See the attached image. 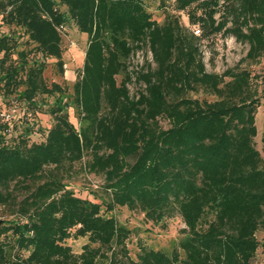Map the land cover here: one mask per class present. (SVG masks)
Returning <instances> with one entry per match:
<instances>
[{"label": "trees", "instance_id": "1", "mask_svg": "<svg viewBox=\"0 0 264 264\" xmlns=\"http://www.w3.org/2000/svg\"><path fill=\"white\" fill-rule=\"evenodd\" d=\"M186 14L201 37L181 24ZM0 21L9 28L0 33L2 101L53 120L39 142L34 124L16 134L0 122V207L20 218L0 228V264H253L264 232L262 104L240 63L264 57V0H0ZM72 23L87 48L69 87L45 73L52 59L64 76ZM219 34L249 46L222 74L207 71L200 45ZM144 47L152 62L131 72ZM132 83L144 88L132 95ZM200 90L216 99L191 97ZM87 153L105 177L101 203L66 184ZM123 207L153 225L180 216L172 253L139 239L133 258L132 230L108 215ZM80 238L88 242L76 254L68 241Z\"/></svg>", "mask_w": 264, "mask_h": 264}, {"label": "rangeland", "instance_id": "2", "mask_svg": "<svg viewBox=\"0 0 264 264\" xmlns=\"http://www.w3.org/2000/svg\"><path fill=\"white\" fill-rule=\"evenodd\" d=\"M159 10H154L153 19H157L160 23L164 20V14ZM180 22L184 27H189L192 32V24L187 17L179 16ZM9 28L3 25L0 21V33H7ZM19 35L22 38V43L28 39L24 35L23 30H18ZM201 51L206 64V69L210 73L222 74L229 68H235L243 59L248 51L249 46L241 44L236 41L234 37H225L222 34L213 35L210 37L202 38ZM64 60H65V74H60L55 60H49V66L45 73L46 78L50 82H58L63 86L72 87L77 78L78 71L83 67L85 51L87 48V35L81 34L76 26L72 23L66 27L64 36ZM152 62V54L147 47L137 54H135L130 61V70H137L136 67H141L145 62ZM154 65V64H153ZM240 69H248L254 77L255 87L258 88L261 96V107L256 117V123L258 127V136L255 139L257 148L262 152L264 156L263 145L261 143L262 134L264 132V57L258 65H248L247 63H240ZM121 76L118 77V81H121ZM130 92L132 95H137L140 89H143V85L137 83L130 84ZM191 97L200 100L207 99L214 101L216 97L207 94V92L200 90L196 93H191ZM54 98H48L47 103L42 105L43 110L49 109L54 103ZM71 120L77 125L78 121L75 117L73 109H70ZM28 114V115H27ZM0 122L10 125V130L16 132V134L23 131L27 124H34V132L31 135L32 141H42V136L38 129L42 127L47 131L52 124V118L44 113L38 112L30 113L26 107L19 104L7 105L5 104L0 95ZM161 124L163 127H169V123L162 119ZM9 134V132H8ZM91 161V154H86L84 160L75 166L68 177L66 184L67 187L77 194L95 200L97 202L106 201L107 196L105 193V177L101 174L93 173L90 171L89 162ZM20 196V195H19ZM21 197V196H20ZM12 209L0 207V228L3 225H8L10 221H20L17 215H13ZM108 215L115 216L118 221L132 230V236L128 241V247L130 249L133 258L139 251L138 241L139 239L148 247L155 250H161L168 254H171L174 248L178 245V242L182 239V229L185 227L180 216L168 219L162 224L153 225L147 223L143 214L137 211H131L127 207L117 208L115 211L108 213ZM260 247L257 251L253 264H264V232L260 231L257 234ZM88 242L87 238H80L78 240L72 239L68 241L74 251L79 254L82 251V246Z\"/></svg>", "mask_w": 264, "mask_h": 264}, {"label": "built area", "instance_id": "3", "mask_svg": "<svg viewBox=\"0 0 264 264\" xmlns=\"http://www.w3.org/2000/svg\"><path fill=\"white\" fill-rule=\"evenodd\" d=\"M190 28H191L192 32H193L197 37H201V35H202V29H201L199 26H192V27H190ZM143 65H144V64H142L141 67H136V69L139 71V70L142 68ZM130 71L132 72V71H134V70H130Z\"/></svg>", "mask_w": 264, "mask_h": 264}, {"label": "water", "instance_id": "4", "mask_svg": "<svg viewBox=\"0 0 264 264\" xmlns=\"http://www.w3.org/2000/svg\"><path fill=\"white\" fill-rule=\"evenodd\" d=\"M0 225H1V222H0Z\"/></svg>", "mask_w": 264, "mask_h": 264}]
</instances>
